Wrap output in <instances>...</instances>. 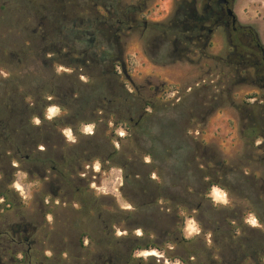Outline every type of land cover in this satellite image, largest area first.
Instances as JSON below:
<instances>
[{"label": "rangeland", "instance_id": "rangeland-1", "mask_svg": "<svg viewBox=\"0 0 264 264\" xmlns=\"http://www.w3.org/2000/svg\"><path fill=\"white\" fill-rule=\"evenodd\" d=\"M43 1L0 0V78H8L16 67L33 70L25 81L38 82L42 75L54 92L40 110L44 119L32 121L34 131L46 138L40 139L34 153L18 158L20 162L13 151L0 162V195L8 197L0 196V264H99L95 258L103 248L99 240L115 247L116 264H264V226L237 196L249 178L261 188L264 177L255 158L263 156L264 148L245 146L246 123L240 113L241 106L246 114L247 104H260L264 95L256 86L239 85L237 75L229 73L222 61L229 51L224 31L216 30L207 49L204 42L183 41L177 51L172 42L183 27L176 20L183 0H122L123 5L146 8L139 29L122 39L120 58L128 76L118 67L116 81L104 89L92 84L89 68L69 69L63 65L66 60L48 62L49 68L43 70L30 66L34 62L30 42ZM232 8L238 23L252 27L264 47V0H232ZM156 23L171 33L154 30ZM65 74L72 78H62ZM60 86L66 91L58 92ZM115 94L121 99L115 101ZM141 114L151 117L137 127ZM71 118L77 120V136L70 128ZM39 151L49 157L42 172L49 181L24 172ZM25 156L29 161L23 160ZM157 160L169 169L164 179L149 166ZM189 162L203 176L214 174L218 165L236 170L227 177L234 191L208 185L215 181L211 178L198 182ZM131 163L136 166L130 168ZM12 165L19 168L13 170ZM129 172L149 188L143 202L154 203L132 219L136 224L128 214L140 203L125 189ZM149 174L155 183L148 182ZM161 184L174 188L193 208L173 212L172 204L159 195ZM199 187L204 189L202 196ZM259 198L264 205V185ZM85 205L89 215L84 219L79 212ZM253 219L256 226L249 223ZM151 228L157 229V236L147 233ZM153 243L160 250L136 249Z\"/></svg>", "mask_w": 264, "mask_h": 264}, {"label": "trees", "instance_id": "trees-1", "mask_svg": "<svg viewBox=\"0 0 264 264\" xmlns=\"http://www.w3.org/2000/svg\"><path fill=\"white\" fill-rule=\"evenodd\" d=\"M40 5L38 25L33 30L32 34H34V38L30 42L31 50L34 54V62L30 66L39 67L40 70H43L49 68L48 62H53L56 59L66 60V63L63 65L69 69L89 68L93 72L91 76H88L92 80V84L96 85L99 83L104 86V89L107 87V84H113V81L117 79V71L114 68L117 69L124 64L120 58L122 39L126 34L139 29V19L144 17L143 14L146 6L123 5L122 0H44ZM42 10L44 11L43 16H41ZM182 20L181 18L179 24L183 27L177 30V36L179 35L180 39L183 40V34H187V37L193 34L189 29L185 32L187 24H191L192 22L189 20L187 23H183ZM153 28L165 34L172 31V29L165 28L163 24L157 23L153 25ZM186 42L189 43L188 41ZM108 51H114L116 55H108ZM46 57L47 59H45ZM100 69H102L101 73H98ZM24 70L25 68L16 67V70L9 72L10 76L8 78H0V84H2L4 89L3 97L0 96V162L11 151L15 153L17 162H20L18 158L26 153L28 155L34 153V147L39 146L40 139L47 136L45 133L40 134L35 132L32 121L36 118L40 120L44 119L43 113L40 110L41 108H46L49 99L54 96V92H52L53 87L46 84V79L42 77L41 73L40 77L42 80L38 82H26L25 78H30L35 71ZM106 70H109V75L105 74ZM64 77L72 78V76L66 74L62 78ZM36 83H38V86H35ZM57 90L58 92L66 91L65 86L57 87ZM117 98L121 99L119 94H115L113 97L115 101ZM29 100H33L34 103H30ZM62 107L63 109L65 108L64 106ZM247 107L248 111L246 114L243 112L244 107H240L242 120L246 123L243 129V138L246 140L245 146L251 147L248 148L250 150H254L255 148L260 150L264 148V103L252 106L247 104ZM149 117L151 115L146 114L145 116L141 114L139 123L137 122L135 126L139 127L140 121L142 122ZM71 119L70 128L77 136V120ZM38 154L39 157H36L37 161L39 160L42 163L49 161L48 156H44V158L41 156L42 154L45 155L42 151H39ZM145 156L148 157V152ZM25 157H22L23 160ZM255 158L264 170V154L262 157L256 156ZM156 163L149 166L155 167L158 170L159 177L164 179V176H169V169L165 167V164L159 166L160 162L158 160ZM141 164L148 167V164L144 163L143 160H141ZM188 164L187 167L198 178V182L204 183L207 179L211 178L215 181L211 180V182H208V185H220L226 191H234V188L227 182V177L229 174L237 172L236 170H232V168L225 169L221 165H218L216 166L218 170L214 174L203 176L190 167L191 162ZM155 165H158V167ZM208 165L209 168L213 167L212 162H209ZM129 166L130 168H134L136 164L131 163ZM164 170L166 173L163 172ZM182 174L183 172L179 177L182 178ZM173 175H176V171L172 172ZM148 180L149 183H155L151 179L150 174ZM126 181L127 187L125 189L129 193V196L137 198L136 202L140 203V206L136 207L135 213L128 214L130 216L129 221L132 224H136L132 219H136L143 214L145 206L149 204L151 206L154 203L143 202V196L147 195L149 188L140 179V176L133 177V174L129 172L126 175ZM220 181H223L226 185ZM262 185H264V177L261 178V188L256 184L254 178H249L243 187L240 186L238 188L237 196L249 204L252 208V213L257 217L256 219L264 226V205L259 198L262 194ZM158 189L159 195L172 204L173 212L181 208L187 210L193 208L194 204L190 200L186 198L181 200V197L172 191L174 188L170 189L165 184H161ZM203 190L199 187L197 190L199 196H202ZM0 196L4 200L8 199L5 193ZM200 208L201 206L198 205L196 210H200ZM87 210L88 208L85 205L79 212L81 213L80 216L84 219L89 215V211ZM98 218L100 219L101 217ZM152 218L156 217L152 216ZM101 222L102 224H106L107 221L102 220ZM138 228L140 230L141 227L138 226ZM156 230L155 228L147 229V233L157 236ZM167 235H170V232ZM138 240L144 241L143 238H138ZM99 241V244L103 247L95 256V258H98L99 264H116L117 257L119 256L115 247L111 245V242L105 240ZM105 242L108 243L107 246H104ZM81 244H83V241H81ZM136 249L141 251L149 249L160 250V247L153 243L151 246H138ZM10 264H14V261H11Z\"/></svg>", "mask_w": 264, "mask_h": 264}, {"label": "flooded vegetation", "instance_id": "flooded-vegetation-1", "mask_svg": "<svg viewBox=\"0 0 264 264\" xmlns=\"http://www.w3.org/2000/svg\"><path fill=\"white\" fill-rule=\"evenodd\" d=\"M200 2L201 13L198 11V0H191V2L183 0L177 9V21H181L182 18L183 23H187L189 20L192 22L187 24L185 32L189 29L193 35L187 37V34H183V40L188 41L190 45H199L204 42V49H207L211 46V39L216 34V30L221 28L229 46V51L222 61L225 62L229 73L237 75L239 85L256 86L264 95V47L255 30L250 26L240 25L237 18L234 21V17L229 16L228 10H233L232 0H225L224 3H221L222 0H201ZM234 16L236 17L235 13ZM144 26L146 30L147 24ZM183 40L179 36H173L172 43L177 51ZM121 68L125 76H128V70L124 64ZM114 70L117 71L115 68ZM116 75L118 76V72ZM147 83L151 88L152 83L150 81ZM156 90L158 89L156 88ZM257 97H253V99H257ZM263 103L264 99L260 101V104ZM29 159L30 157L26 156L24 160L29 161ZM45 166L46 163L37 161L35 158V162L24 169V172L28 175H38L41 179L49 181L42 173ZM12 167L13 170L19 168L16 165H12ZM47 185L49 184L47 183Z\"/></svg>", "mask_w": 264, "mask_h": 264}, {"label": "clouds", "instance_id": "clouds-1", "mask_svg": "<svg viewBox=\"0 0 264 264\" xmlns=\"http://www.w3.org/2000/svg\"><path fill=\"white\" fill-rule=\"evenodd\" d=\"M36 123H39V120L38 119L36 120ZM86 131H89L90 132L91 131V128L89 127L88 129H86ZM66 135H69V138H71L70 137V133H66ZM249 223H251L253 226H256V223L257 222L253 219V220L249 221Z\"/></svg>", "mask_w": 264, "mask_h": 264}, {"label": "water", "instance_id": "water-1", "mask_svg": "<svg viewBox=\"0 0 264 264\" xmlns=\"http://www.w3.org/2000/svg\"><path fill=\"white\" fill-rule=\"evenodd\" d=\"M224 1H225V0H222L221 3H224ZM226 3H228V2L226 1ZM228 14H229V16L234 17V21H235L236 17L234 16V11H233L232 9H229V10H228Z\"/></svg>", "mask_w": 264, "mask_h": 264}, {"label": "crops", "instance_id": "crops-1", "mask_svg": "<svg viewBox=\"0 0 264 264\" xmlns=\"http://www.w3.org/2000/svg\"><path fill=\"white\" fill-rule=\"evenodd\" d=\"M217 193H218L219 197L223 198L219 192H217Z\"/></svg>", "mask_w": 264, "mask_h": 264}]
</instances>
